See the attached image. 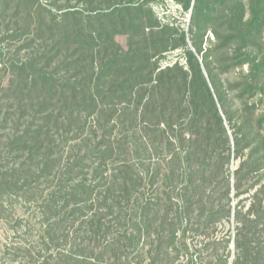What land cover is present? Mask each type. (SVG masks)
Segmentation results:
<instances>
[{
  "label": "trees",
  "instance_id": "16d2710c",
  "mask_svg": "<svg viewBox=\"0 0 264 264\" xmlns=\"http://www.w3.org/2000/svg\"><path fill=\"white\" fill-rule=\"evenodd\" d=\"M145 1L112 4L108 11L88 2L83 10L67 6L59 13L37 0L3 1V13L11 5L17 23L0 34V198L16 194L35 204L47 246L63 247L41 264L120 261L129 250L138 253L155 224L149 243L159 254L183 218L195 217L198 231L231 215L235 252L222 264H264V195L258 194L264 185L245 211L236 206L233 214L229 207L231 188L239 197L243 177L264 166V114L254 120L255 106H246L247 115L230 127L226 95L197 41L203 68L190 50L186 66L159 67L155 58L170 46L184 47L185 38L170 45L168 26L159 25ZM177 1L198 28H206L215 6L225 10L238 41L234 49L243 50L238 64H249L244 91H262L264 51L251 58L248 50L255 33H264V0ZM117 36L127 38L126 47ZM6 41L15 48L4 52ZM232 153L239 159L233 186L225 175ZM218 176L225 191L217 196L207 183ZM159 177L177 199L143 201L145 185Z\"/></svg>",
  "mask_w": 264,
  "mask_h": 264
},
{
  "label": "rangeland",
  "instance_id": "374dc122",
  "mask_svg": "<svg viewBox=\"0 0 264 264\" xmlns=\"http://www.w3.org/2000/svg\"><path fill=\"white\" fill-rule=\"evenodd\" d=\"M3 1L5 0H0V34L5 36L6 33L11 32L5 31L4 28L8 25L11 29H14L13 27H15L17 20L15 21V19L11 17V13H13V7L10 8L11 5L7 8V13H3L6 4L3 3ZM37 1L40 5L48 7L47 9L55 13H59L60 9L67 6L83 10L88 2H92L93 6L98 4L103 11H108V7L116 3L122 4L128 1H131V3L134 1L138 4L142 3V0ZM208 2L210 3V0H207L206 5ZM237 2H239V0ZM241 2L247 5V0H241ZM10 3L8 2L7 4ZM145 3L147 7L151 8L154 12L155 19L158 20L159 25L168 26V33L174 37L172 41L170 38V45H173L174 41L179 39L181 34H184L185 38L184 47L170 50V46L168 51L155 58L159 67L164 68L174 64L186 66V51L190 50L194 53L203 68L201 55L195 52V45L193 42L197 41L201 44L200 46L203 52L206 51L205 54L209 57L208 68H212V70H210L214 77L213 80L218 84L217 86L219 89L226 95L224 108L232 117L230 127H232L231 125H233V122L237 121L238 116L247 115L248 112L245 113L246 106L247 108L251 105L255 106L254 113L250 110V112L253 113L254 120H257L260 115L264 114V89L256 92H252V90H250V92L244 91L247 83H251L249 64L247 62L238 64V61L244 58L241 54L243 50L235 51L236 49H234L238 41L236 35L231 33L229 24L226 23V12L222 7L215 6L210 14L212 20L209 21L206 28H198V26H195L191 21L189 11L184 10L177 0H146ZM235 5L236 4L232 6ZM211 7L212 6H208L204 9L208 10V8ZM227 7L226 5L224 8ZM144 8L146 9V7ZM142 11H144V9H142ZM203 31L205 34L201 39L198 33H203ZM96 32L97 31L94 33ZM126 39L125 36H117L115 38L123 47H126ZM10 42L11 45H8L7 41L2 44L4 52L15 48V42ZM252 43L255 44L254 46L252 45V49L248 50L249 53L252 54L250 57L253 58L257 55L258 58L259 53L264 51V33H255ZM259 78L262 80L263 77ZM230 127L229 123L226 122L228 135L230 134L232 136L230 137V144H234V133L233 129H230ZM230 146L232 149L234 148V145ZM246 151L247 150L244 151L243 155L246 154ZM209 161L213 163V160ZM140 163L141 162H137V166L142 168V164L140 166ZM238 165L239 159L234 157V153H232V158L227 165L225 173L226 180L232 184L231 186L234 184L233 172L238 168ZM220 178L221 177L218 176L210 185L207 183V188L218 193L217 196L224 195L225 191V183L220 180ZM155 183L156 184L151 187L145 185L144 194L142 195L143 201L154 198L156 202L160 199L161 203H165L167 197L177 199L176 190H173V186L165 184L162 177L157 178ZM241 184L239 197L234 196L235 191L233 188H231L229 193V207L233 214L236 206L243 205L245 211L253 195L260 191V188L264 185V166L259 172L247 174L246 177H243ZM258 194L262 196L264 192L261 191L258 192ZM213 200L218 204L219 199L217 197H214ZM174 216L175 212H170L169 220L172 221ZM233 217L234 215H231L229 219L224 218L217 220L216 223L211 224L207 229L198 231L192 228V224L196 222L195 217L188 222L183 218V221H178L175 226L177 231L175 239H173V241L168 240L167 238H169V235H167L163 240L164 243L162 244L159 254L155 253V249L152 248L149 243V240L155 239L156 231H158V227H160V224H155L151 227V238H144L140 242L138 253L129 250L120 261L110 259L107 264H128L127 261H129V264H149L151 257L155 259L154 264H222L226 260L230 262L235 252L234 239L236 235V222ZM173 222H176V220ZM165 226L167 227L168 225ZM45 228V222L42 220L41 213L35 204L24 201L16 194L1 197L0 264H41L44 262L49 252H53L57 248L62 249L63 247L61 245L47 246L50 245V242L47 241L45 237ZM169 228H172V226L170 225ZM69 248V243H67L65 249L69 250ZM150 250L152 252H150ZM124 261H126V263Z\"/></svg>",
  "mask_w": 264,
  "mask_h": 264
},
{
  "label": "water",
  "instance_id": "95a60500",
  "mask_svg": "<svg viewBox=\"0 0 264 264\" xmlns=\"http://www.w3.org/2000/svg\"><path fill=\"white\" fill-rule=\"evenodd\" d=\"M190 12H191V10H190Z\"/></svg>",
  "mask_w": 264,
  "mask_h": 264
}]
</instances>
